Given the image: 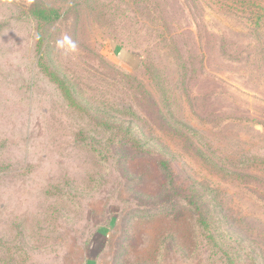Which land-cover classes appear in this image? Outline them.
I'll list each match as a JSON object with an SVG mask.
<instances>
[{"label": "rangeland", "instance_id": "rangeland-1", "mask_svg": "<svg viewBox=\"0 0 264 264\" xmlns=\"http://www.w3.org/2000/svg\"><path fill=\"white\" fill-rule=\"evenodd\" d=\"M218 1L0 0V264H221L163 159L233 264H264V27ZM38 3L82 113L36 67ZM116 119L149 155L77 142Z\"/></svg>", "mask_w": 264, "mask_h": 264}, {"label": "trees", "instance_id": "trees-1", "mask_svg": "<svg viewBox=\"0 0 264 264\" xmlns=\"http://www.w3.org/2000/svg\"><path fill=\"white\" fill-rule=\"evenodd\" d=\"M218 3L222 7H227L228 9L235 10L236 12L244 15L247 18L246 20H248V22L250 23H254V26H256L257 28L260 29L264 27V0H219ZM30 15L37 23V42L35 45V52L37 55L36 67L47 78V80L57 88L61 95V98L64 99L70 109H74L76 112L80 113L86 111L83 106H80L78 104V101L76 100L70 85L56 72L51 70V68L45 62V57L43 55L44 44L46 40L44 35V28L48 24L57 22L59 20V12L55 9L45 7L38 3L31 8ZM125 77L126 79H132V77L128 75H125ZM132 124L133 123H129L128 126H126L124 123H122L121 120L117 119L116 121L112 122L98 121V123L93 124L94 133L98 136L102 134V138L100 140H97V137L95 135L86 137L84 131H80L78 133L77 142L81 144H84V142H88L87 144H89L95 152L100 151L105 147H109L112 149V151H118L119 149H122L133 151L138 156L149 155L150 150L146 149L145 143L141 139L137 138L133 133L131 127ZM190 129L191 128L187 127L188 132L192 131ZM123 132H125V135L121 134ZM108 136L110 137L107 139L106 137ZM143 138L145 141L150 142L151 138L148 139V137L144 136ZM103 155L104 154L102 153V156ZM202 160L211 164H215V159H211L209 155H204L202 157ZM169 162L170 161H166L163 159V161H161L160 163V172L162 173V175H164L163 186L165 190V195L164 197H162V199L168 202L174 196L183 195L185 199L189 200L188 205L191 211L197 214V218L195 219V229L197 228L198 231H200V235L206 237L209 244H212L214 247H216V249L219 248V251L221 250L223 253L220 260H213L214 263L233 264L235 258H242L239 250L236 251L233 247L227 245V243H220V241H218L223 239L224 236L221 234L217 235L216 230L211 225L210 220L202 213H200V205L196 202L200 199V197L196 189L192 185L189 187L180 186L175 178V171L172 169V166ZM220 170L226 171L225 169ZM229 173L238 179L248 176V174L239 171H229ZM214 254L218 256L217 252H215ZM233 254L234 256H236L235 258Z\"/></svg>", "mask_w": 264, "mask_h": 264}]
</instances>
